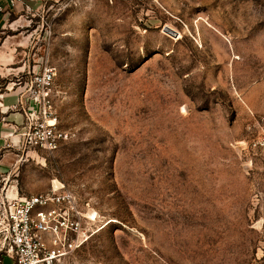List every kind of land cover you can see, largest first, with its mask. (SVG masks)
<instances>
[{
  "label": "rangeland",
  "instance_id": "374dc122",
  "mask_svg": "<svg viewBox=\"0 0 264 264\" xmlns=\"http://www.w3.org/2000/svg\"><path fill=\"white\" fill-rule=\"evenodd\" d=\"M0 59L1 92L55 74L69 137L13 190L95 218L64 264H264V0H43Z\"/></svg>",
  "mask_w": 264,
  "mask_h": 264
},
{
  "label": "built area",
  "instance_id": "2783aa9c",
  "mask_svg": "<svg viewBox=\"0 0 264 264\" xmlns=\"http://www.w3.org/2000/svg\"><path fill=\"white\" fill-rule=\"evenodd\" d=\"M18 1L8 0V4L15 6ZM26 9L31 11L29 6ZM0 12H4L1 5ZM54 76L51 68L35 75L30 84L22 86L29 104L25 106L26 101L20 100L19 105L12 107L14 112L22 110L25 115L23 129L15 133L22 150L53 152L69 137L59 128L54 111L51 97ZM255 146L264 150V127ZM94 222L95 218L87 216L77 197L64 188L5 197L0 200V252L12 264H64L95 233Z\"/></svg>",
  "mask_w": 264,
  "mask_h": 264
},
{
  "label": "crops",
  "instance_id": "0c3cea01",
  "mask_svg": "<svg viewBox=\"0 0 264 264\" xmlns=\"http://www.w3.org/2000/svg\"><path fill=\"white\" fill-rule=\"evenodd\" d=\"M43 0H19L15 6H9L8 0H0L4 12H0V24L12 14L25 11L26 7L39 9ZM0 70L3 72V63L0 59ZM27 91L19 86L7 92L0 90V186L2 194L0 200L18 198L14 194L13 183L16 181V170L19 164H26L31 157L30 150H22L19 147V137H15L17 131H21L25 125V115L22 110L14 112L12 107L19 105L20 100H25V106L29 104L26 99ZM30 107L32 104L30 103ZM12 189V190H11ZM6 191V192H5ZM22 197V196H20ZM0 264H12L11 260L0 252Z\"/></svg>",
  "mask_w": 264,
  "mask_h": 264
},
{
  "label": "water",
  "instance_id": "95a60500",
  "mask_svg": "<svg viewBox=\"0 0 264 264\" xmlns=\"http://www.w3.org/2000/svg\"><path fill=\"white\" fill-rule=\"evenodd\" d=\"M167 32L173 35L174 37H178V33L172 31L171 29H168Z\"/></svg>",
  "mask_w": 264,
  "mask_h": 264
}]
</instances>
